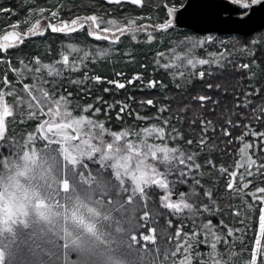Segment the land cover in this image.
I'll list each match as a JSON object with an SVG mask.
<instances>
[{
  "label": "trees",
  "instance_id": "1",
  "mask_svg": "<svg viewBox=\"0 0 264 264\" xmlns=\"http://www.w3.org/2000/svg\"><path fill=\"white\" fill-rule=\"evenodd\" d=\"M174 2L175 0H143L142 5H136L130 3L109 4L104 0H0V9H4V11H0V15L5 18V20L0 19V34L5 27L14 25L17 30L23 31L28 27L25 24L29 22V19L36 16L34 19L36 20L42 16H47L45 12L39 13L40 8L46 11H56V18L60 20H71L78 15L95 13L103 15L106 19L115 18L123 23H127L130 18H137L136 23L138 25H155L164 22L168 18L167 6ZM16 21H20V24L16 25ZM85 26L87 27V25ZM45 29L42 34L31 35L23 39V43H16L13 47L8 48L5 54L0 51V90L4 91L6 95L15 97L17 90L33 80V73L22 67L21 60L34 68L36 67L34 59L36 56H39L41 61L45 63L59 60L61 46L67 43L88 45L93 49L95 47H108L111 43L109 40H97L95 37L90 36L86 29L69 34V36L66 33L54 32L48 26ZM149 31L155 36V39L151 42L147 41L146 32L137 33L136 40L132 39V33L125 32L120 36V42L114 45L116 50L107 57L95 60L89 59L86 61V67H81L76 71L64 69L63 75L56 77L59 81L56 84V89L62 88L66 97L68 92H71L72 96L68 99L81 106L76 108L74 104L70 105L73 116L87 115L95 121H103L106 131L101 132L97 127V131L102 134L112 136V132L128 130L129 134L125 136L127 140L137 142L147 136L149 143L161 142L156 139L155 134H145L142 129L153 123L164 126L162 120L153 119L157 116L158 109L162 104H170L174 109L178 104L187 101L189 93L202 88L206 94L212 95L214 99L219 97L222 104H227L228 108H231L233 98H243L241 89L250 91L252 95L249 96V99L253 103L248 108H236L230 117L224 107H218L213 112L211 111V102H206L209 106V117L216 121V133L209 132L206 134L212 138L206 141L205 145L200 146L198 144L194 134L188 130L186 124L182 126L183 140H167L166 142L170 146L180 144L183 148L199 152L198 159L203 165L202 170L205 174L203 177L198 176L197 178L201 179L204 187L212 188L213 194L220 205L232 204L234 208L238 207L240 209L239 214H236L232 209H225L213 216H208L207 213L204 214L205 217L211 218L214 223H218L222 218L227 225L235 229H242V231L234 232L231 236H228L227 228L220 226L224 236L218 242L216 252L227 253L228 247L225 244V240H227L232 251L229 264H247L254 249L257 252L256 264H264V239L261 240L259 248H256L255 244V239L259 234V210L260 206H264V202L254 200L251 195L254 186H264V168H261L260 173L255 176H246L245 182L253 180V184H250L248 189L244 190V195L233 193L232 190L227 189V183L232 179L230 176L232 171H237L234 188L236 185L242 187L239 176L247 167L245 163L247 156L240 149L245 143L251 145L246 150L248 155L252 156L253 159H257L258 164H264V135L254 136L252 134L253 131L264 133V112L260 111V106L264 105V30L250 38L218 36L217 38L231 41L230 47L227 49L229 52L226 50V53L228 55L233 53L235 58L232 61L229 58L226 61H220L223 67L213 64L211 66L213 73L211 78H209L207 71L209 66L198 65L197 72L203 67L205 78L201 80L198 75L194 76L183 93L181 89L175 87L173 78L170 75L171 72L177 71V68L164 69L156 64V60L160 59L162 65L167 62L166 57L171 55L166 52V48L169 47H167V40L164 37L174 31V33L205 41V44L196 51V55L200 58L214 59L215 57H209L208 54L214 52L218 55L220 51L206 42V36H197L187 30L174 29L158 32L155 29V31ZM254 39L256 40L255 43H253ZM241 46L247 47V53L240 51ZM231 47L233 48L232 52H230ZM159 51H165L166 56L164 58L157 57ZM218 58L220 59L221 56L218 55ZM245 63L249 65V68L246 69L241 66ZM18 73H22V75ZM42 73L49 81L53 79V77L47 76V70H42ZM85 73L89 76L88 80L81 84L70 83V81L83 80ZM120 73H123V75H119ZM137 73L141 75L134 80L133 77ZM250 73L253 75H250ZM95 75L101 76L102 79L100 81L92 79L91 77ZM153 79L163 81V84L167 87L161 88L159 84L156 88L149 86L148 81ZM180 79L177 76L175 82H180ZM109 81L124 82L125 87L119 88L117 84L109 83ZM209 82L225 84L228 86L229 91L226 93L223 90L207 89L206 83ZM257 86L259 87L258 94L256 91ZM48 87L51 89V83ZM11 88L15 89V94H7L13 92ZM105 89H108V91H105ZM236 93H240V96L236 97ZM56 95L59 96L60 91H57ZM96 97H102V100H97ZM147 99H153L154 105H148L146 103ZM86 104H92L93 108L85 112L83 105ZM109 105H113V107L109 108ZM124 105L127 106L121 112L120 109ZM96 107L101 109L99 113L95 112ZM221 112L224 113L223 116H220ZM137 113L140 117H149L150 119L138 118ZM160 115L167 117L169 111L165 110ZM229 118L235 126L227 124L226 121ZM236 121H240V123L235 124ZM37 123L38 121L30 118L16 116L8 118L4 144L8 145L9 142L20 144L21 141L28 139L29 146L33 142L34 146H38L39 136L37 134L32 135V133H38V130L35 129ZM172 123L176 124V121L173 120ZM221 124L228 129V135H224L221 131ZM164 127L167 129L168 126ZM178 127L180 126L178 125ZM240 136H243V140L238 139ZM76 138L73 140L54 139L75 142ZM189 138L193 139V145L186 144V140ZM229 141L231 142L229 143ZM136 145H139V143H136ZM209 145L214 146L209 147ZM201 147H203L202 151ZM83 155L80 156L78 162L79 169L83 173L92 177L101 174L105 176L104 180L112 182L111 177L100 166L98 157ZM241 157H243V160ZM205 159H211L215 167H213V164H204ZM237 161L243 164V167L238 170L236 167ZM221 164L228 167L227 173L219 171ZM153 165L160 169L165 168V165L159 160L154 162ZM256 168L257 165H253L251 171L256 173ZM197 171L200 170H194V172ZM175 177L176 173L174 172L169 179H175ZM188 180L191 183V177H188ZM100 183L107 184L104 181ZM112 183L115 185L114 182ZM174 191L187 192L189 189L187 185L178 184ZM163 193V189L160 190L154 184H148L145 187L143 186L141 192L132 198L129 205L126 221H131V229L127 232L126 238L129 236L130 240H137L135 243L138 245L137 249L140 251L139 254L142 258L140 264H181L182 261L183 264H201V256L198 253H203L205 259H216L215 255L209 256L212 250L210 244L203 242L206 239L203 230L197 232L194 237H185L184 232L193 231L191 227L192 220L191 218L186 219L187 210L176 214L161 202H158ZM100 194L103 197H112V200L116 199V201L124 198L122 195L118 197L115 193L106 191H101ZM256 195L260 196L262 194L256 193ZM172 199L176 200L178 196L174 194ZM248 204H252L253 208L249 209ZM169 219L173 221L171 225L168 223ZM182 222L184 232L176 237V227L180 226ZM123 236L125 239V233ZM207 239L211 241L212 238L209 236ZM189 244L191 247H189Z\"/></svg>",
  "mask_w": 264,
  "mask_h": 264
},
{
  "label": "rangeland",
  "instance_id": "2",
  "mask_svg": "<svg viewBox=\"0 0 264 264\" xmlns=\"http://www.w3.org/2000/svg\"><path fill=\"white\" fill-rule=\"evenodd\" d=\"M104 1L110 4L109 0ZM120 3L133 4L131 0H120ZM44 12L47 16L38 18L44 28L49 22L59 24L66 20L57 19V14L53 16L56 11ZM35 17L25 24L28 26L25 30L7 26L0 35L11 31L26 32ZM0 19L5 20L1 15ZM83 29L87 30V27ZM149 30L155 31L153 28ZM208 37L212 40L208 41ZM217 37L207 35L205 40L220 51L221 62L228 58L232 61L235 58L233 53H226L231 41ZM164 38L169 47L166 52L171 54L173 47L191 37L173 31ZM177 50H183V46ZM0 51L6 53L4 49ZM240 51L247 53V47L241 46ZM33 83L34 80L29 84ZM17 95L27 98L24 86L17 90ZM16 96L5 95L6 102L13 107V115L5 118L4 128L0 126L3 135L0 137L3 146L0 147V249L3 264H140L142 258L135 243L137 240L126 238L131 229V221H126L127 212L132 198L141 192L143 186L154 184L159 188L152 170L158 159L153 158L147 149L137 150L136 146L140 145L130 146L125 136H106L97 128L91 129L87 122L84 125L69 123L77 133L75 142L49 138L40 128L44 120L50 119L46 109L45 114L35 109L36 114L30 116L28 113L33 110L23 105L21 114L17 110L21 106L16 104ZM13 116L38 121L35 125L38 133H32L39 136L38 146H34V142L29 146L28 139L20 144L12 140L13 143L4 144L7 119ZM83 154L98 157L100 166L115 185L104 180L105 176L101 174L92 177L83 173L78 164ZM101 191L124 198L112 200V197H103Z\"/></svg>",
  "mask_w": 264,
  "mask_h": 264
},
{
  "label": "snow or ice",
  "instance_id": "3",
  "mask_svg": "<svg viewBox=\"0 0 264 264\" xmlns=\"http://www.w3.org/2000/svg\"><path fill=\"white\" fill-rule=\"evenodd\" d=\"M109 2L120 3V0H109ZM233 4L239 5L243 11L239 14L241 16H247L253 9V6L259 5L261 9H264V0H231ZM131 3L136 5H142L143 0H131ZM191 7L190 4H186L183 0H175L174 3H170L167 6L168 18L162 22L157 23L155 25L151 24H140L136 23L137 18L128 19L127 23H123L122 21H118L115 18L106 19L103 15L91 14V15H78L71 20L61 21L59 24H49L48 27L54 32L59 33H73L79 29H83L85 25H87L88 34L90 36L95 37L97 40H109L111 43L108 47H95L94 49L88 45H79L76 43H67L66 45L61 46V50L59 52L60 59L54 61L52 63H45L41 61L39 56H36L35 64L36 67H32L30 64L25 63V61L21 60L20 63L22 67L28 69L33 73V80L35 83L33 84H24V91L27 93V98L21 95L16 96V104L21 106L17 110L23 113V105H26L29 110V115H35V109H38L41 114H45V109L47 115L50 119H46L40 125L41 130L45 128L47 125L46 133L50 130H54V126L57 124H68L79 123L84 125L87 122V125L90 126L91 129L99 128L101 132H105V125L103 121H95L91 117L87 115H79L73 116L70 105H73L76 108H80L81 106L78 103L68 99V97L72 96L71 92H68L67 97L63 94V90L56 89V84L59 81L56 77H60L63 75L64 69H70L72 71H76L81 67H86V61L89 59H97L107 57L111 52L115 51L114 45L120 42V36L125 32L132 33V39H137V33L146 32L147 33V41L151 42L155 39V36L150 28L157 30H174L177 28L178 24L181 22L180 17L184 15L181 12V9L187 11V9ZM0 11H4V9H0ZM45 9L40 8L39 12L43 13ZM57 13L53 12L52 15L55 16ZM228 23V21H225ZM20 21H16V25H19ZM103 25V27H102ZM15 27V25H14ZM46 29L41 26V20L36 19L34 23L27 29L26 32L13 31L9 32L7 35L0 36V49L7 50L10 47H13L16 43H23V37L29 35H37L42 34ZM116 33H119L117 35ZM212 38L208 37V41H211ZM223 43V42H221ZM205 44V41L199 40L197 38H186L184 41L179 42V45L173 47L171 50V55L166 57L167 62L161 65L160 59L156 60V64L158 66L163 67L164 69H169L170 67H176L177 71L171 72L170 75L173 78V82L175 87L182 90V93L186 91L188 84L191 82L192 78L196 75L199 76L201 80L205 78V70L200 69L197 72L198 65L204 66L208 65V76L211 78L213 75L211 71V66L213 64H217L220 67H223V64L220 63V59L218 58L217 53L210 52L209 57L213 58H200L196 55V50L202 47ZM183 46V50H177L179 46ZM166 56L165 51H159L157 53V57L164 58ZM70 57H72L70 59ZM243 68H249L247 63L241 65ZM15 70V69H14ZM42 70H47V76L53 77L51 81L47 79ZM21 74L22 73H18ZM119 75H123L120 73ZM141 74L137 73L133 79L139 78ZM250 75H253L250 73ZM179 76L180 82H175V78ZM96 81H100L102 79L101 76L95 75L91 77ZM89 76L87 73L84 74L83 80L70 81V83L81 84L84 81L88 80ZM5 82L7 83V78L5 77ZM131 82V81H129ZM49 83H51V89L48 87ZM109 83H115L119 88H124L125 83L120 81H109ZM149 86L156 88L159 84L161 88H166L167 85L163 84V81H157L155 79L148 81ZM207 89H215V90H223L224 92H228L229 88L227 85L222 83H206ZM86 90V89H82ZM60 91V95L57 96L56 92ZM108 91V89H105ZM257 94L259 93V87L257 86ZM243 92V98L237 99L233 98L232 107L228 108L227 104H222L221 99L217 97L213 98L212 95L206 94L203 89H196L192 93L188 94V99L186 102L182 104H178L174 109L170 104H162L158 109L157 116L153 119L162 120V124L164 126H168L167 129L164 126H161L159 123H153L149 127H145L142 129L143 133L149 134L153 133L156 136V139L160 140V143H149L147 141V136L143 140H139L134 142L132 140H128L130 146H136V143H139L140 147H137V150L147 149L151 156L155 159H158L161 163L165 165V168L160 169L156 165H153V174L157 177V185L160 189L164 190V195L160 198L161 203L172 210L174 213L179 214L187 210V218H191L192 224L191 227L193 229L192 232H184L183 222L180 226L176 227L175 236L179 237L181 232H184L185 237L195 236L197 232L203 230L206 239L203 241L205 244H210L211 253L209 256L215 255L217 258L214 260L205 259L203 253H198L201 256V264H229V259L232 256V251L230 246L228 245L227 240H225L226 247H228V251L226 254H221L216 252L217 244L221 240V237L224 236L223 230L220 226L227 228V235L231 236L234 232L242 231V229H235L226 224V222L221 218L218 223H214L211 218L205 217V213L208 216H213L218 214L219 212H223L225 209H232L236 214H239L240 209L238 207H233L232 204L228 205H220L213 194V190L210 187H204L201 179L197 178L204 176V171L202 170L203 165L199 161V152L193 149L183 148L180 144L170 146L166 141L167 140H183L184 133L182 131V126L187 125V128L190 132H192L195 136L196 141L200 146L205 145L206 141L211 139L212 137L206 135L209 132L215 134L216 133V121L213 118H210L208 115L209 106L206 102H211V111L215 112L218 107H224L227 109L229 117L232 112L235 111L238 107L248 108L253 102L249 99V96L252 95L250 91L247 89H241ZM7 94H15V89H13L12 93ZM6 93L0 90V126L5 127V118L13 115V107L6 102L5 100ZM236 97L240 96V93L235 94ZM97 100H102V97H96ZM227 99V98H225ZM143 103V101H142ZM146 103L148 105H154L153 99H147ZM124 105L121 107L120 111H124ZM113 107V105H109V108ZM93 108L92 104L83 105V110L85 112L88 109ZM165 110L169 111V115L167 117H162L160 113ZM101 109L99 107L95 108V112L99 113ZM260 111L264 112V105L260 106ZM174 113V115H173ZM224 113L221 112L220 116H223ZM243 115V114H241ZM138 118L141 119H150L149 117H140L139 113H137ZM52 117L58 118L54 119ZM175 120L176 124H173L172 121ZM227 124L233 125V121L229 118ZM240 121H236L235 124H239ZM178 125L180 127H178ZM198 125V126H197ZM251 130V129H249ZM221 131L224 135H228V129L221 124ZM45 133V134H46ZM128 130H124L121 132H112L111 135L116 138H121L123 136L128 135ZM252 134L254 136H262L264 133H258L253 131ZM3 135L0 134V137ZM238 139L243 140V136L238 137ZM193 139L189 138L186 140L187 145H193ZM231 141H229L230 143ZM214 145H209L212 147ZM251 145L249 143H245L244 146L240 149L245 156H247V160L245 163L247 167L244 172L240 173L239 180L242 183V187L240 185L235 184V178L237 177V171H232L230 173L231 180L227 183V189L232 190L233 193H240L244 195V190L248 189L250 184H253V180H247L245 182L246 176H255L257 173H260V169L264 168V164H258L257 159H253L252 156L248 155L247 149ZM0 147H3L0 145ZM203 147H201V151ZM159 154V155H158ZM243 160V157H241ZM204 164H213L211 159H205ZM253 165H257L256 173L251 171ZM183 166V167H180ZM213 167L215 165L213 164ZM237 170L240 167H243L240 161L236 162ZM194 170H200L194 172ZM219 171L221 173H227L228 167H225L223 164L220 165ZM176 173L175 179H169L173 173ZM188 177H191V183H189ZM259 178V177H257ZM178 184L187 185L189 191H179L175 192L174 190L177 188ZM199 186V187H197ZM256 193H261L262 195L257 196ZM178 196V199L173 200V195ZM254 200H259L264 202V186L255 187L251 193ZM195 198V199H193ZM248 208H253L252 204H248ZM199 217V219H197ZM168 223L171 225L173 221L171 219L168 220ZM218 229H220L218 231ZM211 237V241L207 239V237ZM239 239V237H237ZM264 239V206H260L259 210V234L255 239V244L257 248L261 246V240ZM189 247L191 245L189 244ZM257 262V252L254 249L251 255V259L247 261V264H256ZM183 264V261L181 262Z\"/></svg>",
  "mask_w": 264,
  "mask_h": 264
},
{
  "label": "water",
  "instance_id": "4",
  "mask_svg": "<svg viewBox=\"0 0 264 264\" xmlns=\"http://www.w3.org/2000/svg\"><path fill=\"white\" fill-rule=\"evenodd\" d=\"M184 2L190 4L191 7L187 11L181 9L184 15L180 17L181 22L176 29L187 30L197 36L217 35L239 38H250L264 30V9H261L259 5L253 6L247 16H241L239 13L243 9L239 5L233 4L231 0H184ZM29 36L23 37V39ZM46 130L47 125L43 129L44 133ZM46 135L73 140L77 133L75 128L68 123L55 125L54 130L50 129ZM3 261V252L0 249V264H3Z\"/></svg>",
  "mask_w": 264,
  "mask_h": 264
}]
</instances>
